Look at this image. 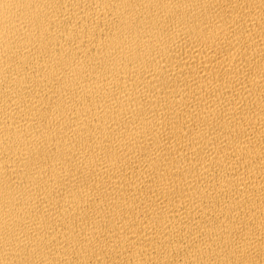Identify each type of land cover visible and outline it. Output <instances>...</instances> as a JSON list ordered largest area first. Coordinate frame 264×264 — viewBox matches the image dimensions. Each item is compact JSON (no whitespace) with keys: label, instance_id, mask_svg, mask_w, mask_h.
<instances>
[{"label":"bare ground","instance_id":"bare-ground-1","mask_svg":"<svg viewBox=\"0 0 264 264\" xmlns=\"http://www.w3.org/2000/svg\"><path fill=\"white\" fill-rule=\"evenodd\" d=\"M0 264H264V0H0Z\"/></svg>","mask_w":264,"mask_h":264}]
</instances>
